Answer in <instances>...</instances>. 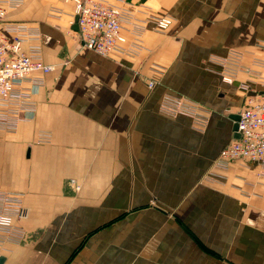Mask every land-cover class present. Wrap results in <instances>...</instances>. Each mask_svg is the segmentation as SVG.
Returning <instances> with one entry per match:
<instances>
[{
  "label": "crops",
  "instance_id": "0c3cea01",
  "mask_svg": "<svg viewBox=\"0 0 264 264\" xmlns=\"http://www.w3.org/2000/svg\"><path fill=\"white\" fill-rule=\"evenodd\" d=\"M108 1L132 54L82 45L72 2L7 11L4 22L39 32L53 68L26 82L34 106L15 130L0 122V193L17 195L24 230L0 243V264H264V175L215 161L251 76L226 83L211 60L231 49L244 65L264 59V0ZM157 14L173 18L164 31ZM167 92L197 103L203 121L163 114Z\"/></svg>",
  "mask_w": 264,
  "mask_h": 264
},
{
  "label": "built area",
  "instance_id": "2783aa9c",
  "mask_svg": "<svg viewBox=\"0 0 264 264\" xmlns=\"http://www.w3.org/2000/svg\"><path fill=\"white\" fill-rule=\"evenodd\" d=\"M63 1L73 4L78 24L76 34L82 45L105 56L135 52L124 46V17L119 6L108 0ZM20 2L0 0V122L8 130H15L19 110L34 106L26 82H40L33 75L48 73L53 68L42 61L36 29L25 23L4 22L7 11ZM151 21L156 30L164 31L173 18L168 14H157L151 17ZM243 56V50L231 49L223 56L211 58L220 66L219 74L226 83H231L240 71L251 76L238 82L244 93L237 121L239 135L220 150L215 161L220 167H227L235 160L252 162L258 166L259 175H264V59L254 57L251 65H244ZM147 85L153 87L154 81L149 80ZM250 91L253 94H248ZM160 110L170 117L185 114L203 121L200 106L183 95L165 93ZM36 138L38 142H49L51 133L40 130ZM21 214L17 195L0 193V243L23 239L24 230L14 223Z\"/></svg>",
  "mask_w": 264,
  "mask_h": 264
},
{
  "label": "water",
  "instance_id": "95a60500",
  "mask_svg": "<svg viewBox=\"0 0 264 264\" xmlns=\"http://www.w3.org/2000/svg\"><path fill=\"white\" fill-rule=\"evenodd\" d=\"M71 28L73 30H75V31L78 30L77 15H75L74 18H73V23L71 25ZM261 92H263V91H261ZM248 94H253V92L250 91V92H248ZM230 118L233 121V125H232L233 138H236L239 135L238 132H237V121L239 119V111L231 114Z\"/></svg>",
  "mask_w": 264,
  "mask_h": 264
}]
</instances>
